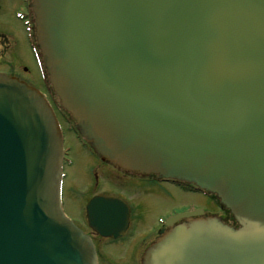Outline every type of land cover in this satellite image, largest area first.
<instances>
[{
  "label": "water",
  "instance_id": "1",
  "mask_svg": "<svg viewBox=\"0 0 264 264\" xmlns=\"http://www.w3.org/2000/svg\"><path fill=\"white\" fill-rule=\"evenodd\" d=\"M61 107L117 170L216 194L237 227L185 220L141 264H264V0H32ZM61 144L44 100L0 73V264H95L59 206ZM88 224L117 237L118 199Z\"/></svg>",
  "mask_w": 264,
  "mask_h": 264
},
{
  "label": "rangeland",
  "instance_id": "2",
  "mask_svg": "<svg viewBox=\"0 0 264 264\" xmlns=\"http://www.w3.org/2000/svg\"><path fill=\"white\" fill-rule=\"evenodd\" d=\"M20 11H22L20 1L0 0V72L42 89L24 30L15 18V14ZM64 133L66 147L70 150L68 158L72 162V165L64 170L66 178L62 196L63 209L69 219L85 233L90 234L85 224L81 222L80 211L91 196L114 194L124 199L130 206L132 226L129 231L133 230L134 234L129 232L127 235L133 234V237L123 243L103 246L102 240L94 238L96 244H100L98 250L101 264H140L144 250L153 241V236L147 235L150 226L153 229L158 227V218H165L171 209L194 204L203 206L209 214L223 217L224 214L209 199L184 193L168 184L158 186L146 184L147 190H143L144 186L137 180L123 176L99 159L92 158L80 147L73 132L64 128ZM226 223L230 224V221ZM140 237H147V241L141 247L136 246V241Z\"/></svg>",
  "mask_w": 264,
  "mask_h": 264
},
{
  "label": "flooded vegetation",
  "instance_id": "3",
  "mask_svg": "<svg viewBox=\"0 0 264 264\" xmlns=\"http://www.w3.org/2000/svg\"><path fill=\"white\" fill-rule=\"evenodd\" d=\"M122 175H123V176H126V177H130V178H132V179H134V180H137L138 183H140L141 186H144V187H143V190H147V189H146V184H154V185L158 186V185H162V184H167V183H168L167 181H163V183H157V182L154 181V177L140 178V177H133V176H131V175H127V174H124V173H122ZM168 184H169V183H168ZM170 185H171V184H170ZM171 186H173V185H171ZM147 187H148V186H147ZM173 188H176V189H178V190L181 189V187H180L179 185L173 186ZM180 191H181V190H180ZM130 220H131V212H130V209H129V223H131ZM131 224H132V223H131ZM148 236L151 237L152 235H148ZM155 237H156V235L153 236V240H154ZM146 241H147V237H144L142 240L138 241V242H140V243H139V247H141Z\"/></svg>",
  "mask_w": 264,
  "mask_h": 264
},
{
  "label": "bare ground",
  "instance_id": "4",
  "mask_svg": "<svg viewBox=\"0 0 264 264\" xmlns=\"http://www.w3.org/2000/svg\"><path fill=\"white\" fill-rule=\"evenodd\" d=\"M63 185H64V182H63ZM180 221H181V220H180ZM180 221H179V222H180ZM179 222H178V223H179Z\"/></svg>",
  "mask_w": 264,
  "mask_h": 264
}]
</instances>
